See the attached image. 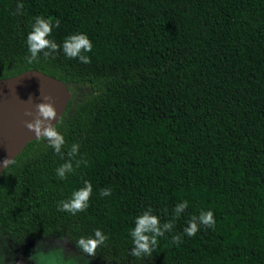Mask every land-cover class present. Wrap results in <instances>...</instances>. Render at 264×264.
<instances>
[{
	"label": "trees",
	"instance_id": "16d2710c",
	"mask_svg": "<svg viewBox=\"0 0 264 264\" xmlns=\"http://www.w3.org/2000/svg\"><path fill=\"white\" fill-rule=\"evenodd\" d=\"M36 16L53 21L57 45L86 34L91 62L60 47L28 63ZM31 68L68 87L54 124L65 144L35 138L2 169L3 233L81 252L78 239L99 229L108 239L93 257L121 264H264V0H0V78ZM85 181L88 207L58 210ZM201 210L215 227L188 236ZM144 211L164 235L137 258L130 232Z\"/></svg>",
	"mask_w": 264,
	"mask_h": 264
},
{
	"label": "clouds",
	"instance_id": "9594fccd",
	"mask_svg": "<svg viewBox=\"0 0 264 264\" xmlns=\"http://www.w3.org/2000/svg\"><path fill=\"white\" fill-rule=\"evenodd\" d=\"M23 8L22 3H18L17 11ZM60 20L56 19L54 25L59 27ZM53 28V21L45 19L42 16H36L34 23L31 25V31L26 37V44L30 53L25 59L28 63H32L38 59V54L43 53L45 57L52 54L62 47L64 54L68 58H78L80 62L88 64L90 58L83 53L92 50V43L86 34L76 33L67 36L61 45H57L55 41L48 39ZM47 49V51H45ZM50 96H44L41 102H37L36 113L31 121H24L25 127L34 132L38 139L46 140L48 145L56 152H59L61 146L65 144L64 137L59 133L57 128L51 123L56 119V110L51 102ZM26 116H32L33 113L29 110L25 111ZM79 147L78 144L72 146V151L75 152ZM3 168L15 164L16 161L12 158L5 159L2 162ZM65 170L71 171V164L65 163L57 169V173L61 179H64ZM92 192V185L89 181H85L84 187L74 190L71 197L67 200L59 201L58 210L70 212L75 215L77 212H82L88 207V201ZM111 194V189H101L100 195L106 196ZM188 207L187 201L177 205L176 211L179 212ZM199 221V223H197ZM214 214L211 210H201L199 215L191 216L188 221V226L184 228V233L188 236H194L199 230L200 225L205 227H215ZM159 220L156 215H150L148 211H144L142 215L135 218V227L131 230L130 235L133 238L132 244L135 246L132 249L131 255L137 258L150 256L158 243V237H162L164 233L158 227ZM171 224L165 223L164 228L168 229ZM108 237L96 229L94 234L89 237H80L76 242L77 247L82 253L94 256L96 249L103 245ZM181 242L180 235L172 236V243L179 244ZM43 258L46 264H69L68 260L63 257L62 250H54L50 253L35 252L29 259Z\"/></svg>",
	"mask_w": 264,
	"mask_h": 264
},
{
	"label": "water",
	"instance_id": "95a60500",
	"mask_svg": "<svg viewBox=\"0 0 264 264\" xmlns=\"http://www.w3.org/2000/svg\"><path fill=\"white\" fill-rule=\"evenodd\" d=\"M50 96L56 110L55 124L62 115L70 92L65 82L37 69H27L15 75L0 78V162L14 158L25 144L37 138L24 121H31L36 103ZM29 110L32 116H26ZM3 169L0 163V173Z\"/></svg>",
	"mask_w": 264,
	"mask_h": 264
},
{
	"label": "rangeland",
	"instance_id": "374dc122",
	"mask_svg": "<svg viewBox=\"0 0 264 264\" xmlns=\"http://www.w3.org/2000/svg\"><path fill=\"white\" fill-rule=\"evenodd\" d=\"M73 94L79 95L86 92L88 88L82 85H74ZM63 241L54 240L52 238H44L38 240H22L14 238L2 232L0 229V264H46L43 258L29 259L35 252L50 253L54 250H62L65 248ZM67 247V246H66ZM65 260L69 264H109L94 261L89 257L79 255L63 254Z\"/></svg>",
	"mask_w": 264,
	"mask_h": 264
},
{
	"label": "flooded vegetation",
	"instance_id": "af4514ba",
	"mask_svg": "<svg viewBox=\"0 0 264 264\" xmlns=\"http://www.w3.org/2000/svg\"><path fill=\"white\" fill-rule=\"evenodd\" d=\"M48 237L52 238L54 240L63 241L64 245L67 246V247L65 246V248H63V251H62L63 254H67V255H72V254L73 255H79V254H81L83 256L91 258L94 261H99V262L109 263V264H121V263H116V262H113V261L99 260V259L94 258L93 256H90V255L86 254V253H82V252L78 251L69 241H67L64 238H55L53 236H41V237H36V238H33V239H26V240H38V239H44V238H48ZM22 240H24V239H22ZM78 264H82V263L79 262ZM84 264H88V263H84Z\"/></svg>",
	"mask_w": 264,
	"mask_h": 264
}]
</instances>
